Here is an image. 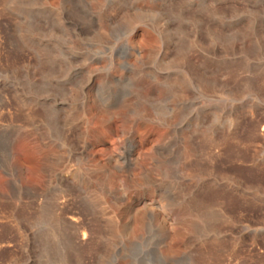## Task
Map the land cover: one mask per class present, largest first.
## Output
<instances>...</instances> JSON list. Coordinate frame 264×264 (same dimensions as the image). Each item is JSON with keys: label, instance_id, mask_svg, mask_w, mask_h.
<instances>
[{"label": "rangeland", "instance_id": "1", "mask_svg": "<svg viewBox=\"0 0 264 264\" xmlns=\"http://www.w3.org/2000/svg\"><path fill=\"white\" fill-rule=\"evenodd\" d=\"M0 264H264V0H0Z\"/></svg>", "mask_w": 264, "mask_h": 264}]
</instances>
